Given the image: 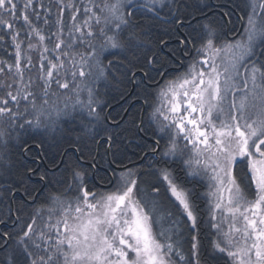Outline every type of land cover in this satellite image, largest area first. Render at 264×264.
Wrapping results in <instances>:
<instances>
[{
	"label": "snow or ice",
	"instance_id": "1",
	"mask_svg": "<svg viewBox=\"0 0 264 264\" xmlns=\"http://www.w3.org/2000/svg\"><path fill=\"white\" fill-rule=\"evenodd\" d=\"M233 4L0 0V264H192L197 212L212 259L264 264V0L229 42Z\"/></svg>",
	"mask_w": 264,
	"mask_h": 264
},
{
	"label": "trees",
	"instance_id": "2",
	"mask_svg": "<svg viewBox=\"0 0 264 264\" xmlns=\"http://www.w3.org/2000/svg\"><path fill=\"white\" fill-rule=\"evenodd\" d=\"M44 2L48 3V0H44ZM68 2L71 3L72 0H68ZM85 2H86V0H85ZM233 8H234V12L232 13L231 18L229 20V24H230L229 29H234V31L228 33V36L225 38L228 41H230L231 36H234L238 33V31L241 27V19H243V22H246L245 15H246L247 9L245 8L244 0H234ZM55 13H56V10L53 9V21H52L53 23L55 22V18H56ZM63 20L66 24L72 23V21L70 19V15L68 13H66L64 15ZM220 24L223 25L224 21L221 20ZM40 27L42 29H44L45 33H48L49 30L45 25L41 24ZM227 28H228V25H227L225 30H227ZM51 30L55 31V28H53ZM46 43H47V41H46ZM11 44H12L11 40L7 37L5 38V42L0 43V61H6L8 63L12 62V56H13L14 49L12 48ZM51 46H52L51 44H48V47H51ZM29 55H31L33 62H36L38 53L32 52ZM177 67H179V66H177ZM177 71H180V70H177ZM56 91H57V95H53L50 99V105H51L50 110H53V115H55L54 109H64L65 104H67L68 109L71 110L73 107V99L74 98L73 99H67L63 92H61L59 90H56ZM159 105L160 104H157L156 106L159 107ZM151 111L152 110L149 109V113H151ZM28 118L30 119L31 117H28ZM65 123L67 126H73L74 127V125L71 124V121H68L66 118H65ZM149 137H151V133H149ZM152 138H154V137H152ZM166 140H167V137H165V140L161 141V143L162 144L165 143ZM134 162H136V161H135V158L133 157V158L125 161V164L128 165V164L134 163ZM104 167H107V165L105 164ZM240 168L242 170L243 165H240ZM118 174L119 173H117V175ZM241 174H243V173L241 172ZM107 175L109 177L113 175L111 170H109ZM58 176H59V174H57V177H53V180L55 181L56 179H58ZM94 184H98L101 186L99 189L94 188V190H98V191H102L105 189L110 190V185L107 184V179L102 181L97 177L94 181H90L89 186H93ZM103 185H105L107 187H104ZM40 195H41V206L46 211L49 207H51V204L47 201H51L52 199H54L57 196H61V198H64V188L61 187L60 185L53 183L51 186L45 188L43 193H41ZM197 204L199 205L200 202L198 201ZM201 210L206 211V208L202 207ZM197 215H198V220L203 219L205 221L204 224L200 225V227H198L195 230H190V228H191L190 222L184 223L182 221V225L179 229L181 232H183V237H181V241L183 242L184 254H185L186 259L191 258L192 264H197L196 256L199 255L201 257V259L199 260V264H224L223 259L217 260V259L211 258L212 255L219 257L223 254L213 252L212 245L214 244L215 235L213 234L214 229L208 228L207 216L201 217L199 212H197ZM192 236L197 237L196 243L198 244V253H197V255L195 253V254H192L190 256V252H191V243L190 242H191Z\"/></svg>",
	"mask_w": 264,
	"mask_h": 264
},
{
	"label": "rangeland",
	"instance_id": "3",
	"mask_svg": "<svg viewBox=\"0 0 264 264\" xmlns=\"http://www.w3.org/2000/svg\"><path fill=\"white\" fill-rule=\"evenodd\" d=\"M245 24H246V22H243V27H242V29L240 28L239 29V33H237L236 35H234V36H231V37H233V38H231L230 39V41L229 42H231L233 39H238L239 38V36H240V34L243 32V30H244V26H245ZM65 95V94H64ZM159 106H161V105H159ZM161 119H162V117H161ZM196 215H197V213H196ZM197 218H198V215H197ZM225 230H227V226L225 227ZM214 232H215V230H214ZM216 242H218V237L215 235V238H214V243H216ZM198 253V252H197ZM197 253H196V255H197ZM218 253V252H217ZM221 254V253H220Z\"/></svg>",
	"mask_w": 264,
	"mask_h": 264
},
{
	"label": "water",
	"instance_id": "4",
	"mask_svg": "<svg viewBox=\"0 0 264 264\" xmlns=\"http://www.w3.org/2000/svg\"><path fill=\"white\" fill-rule=\"evenodd\" d=\"M227 25H228V28H227V29H229V28H230V24L228 23ZM242 27H243V19H241V27H240V28L242 29ZM239 32H240V31H239ZM239 32H238V33H239ZM232 38H233V37H232ZM177 70H180L179 67H177ZM149 138H150V139H154V138H152V137H149ZM134 163H136V162H134ZM131 165H132V163L128 164V166H131ZM103 186H104V187H107V186H105V185H103Z\"/></svg>",
	"mask_w": 264,
	"mask_h": 264
}]
</instances>
